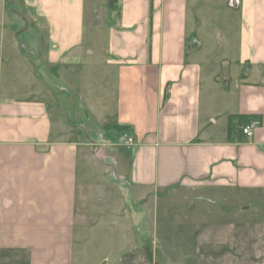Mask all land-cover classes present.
<instances>
[{
	"label": "crops",
	"instance_id": "1",
	"mask_svg": "<svg viewBox=\"0 0 264 264\" xmlns=\"http://www.w3.org/2000/svg\"><path fill=\"white\" fill-rule=\"evenodd\" d=\"M100 1L0 0V264H264V0Z\"/></svg>",
	"mask_w": 264,
	"mask_h": 264
},
{
	"label": "rangeland",
	"instance_id": "2",
	"mask_svg": "<svg viewBox=\"0 0 264 264\" xmlns=\"http://www.w3.org/2000/svg\"><path fill=\"white\" fill-rule=\"evenodd\" d=\"M88 22H87V26H86V43L89 45V43L92 40V36L95 35L96 33L100 34V38L98 40V48L99 50H106V28H101L100 24L103 22L104 25L106 24L105 19L107 18V14H108V0H101L100 4H99V8H98V13L96 15L93 14V11L88 10ZM222 16H220V22L222 21ZM93 18H96V22L99 23V28L95 27V24L92 25V20ZM19 21L21 22V18H19ZM29 24V23H28ZM210 29V28H209ZM212 30L217 29L220 30L221 33L226 34V36L229 38L230 42H234L235 41V35H236V26L234 25V23L232 24V26L230 27H223L222 25H219L217 28H211ZM28 31L23 33L21 32L19 34V39L24 42L26 45L29 46L28 48V53H31V41H34V37H35V32L33 31L32 27L30 26L29 29H27ZM37 36V35H36ZM30 44V45H29ZM88 50H90V46H88L87 48ZM96 89V88H95ZM214 208H212V210H228V211H234V210H240V209H246L247 207H251V204L249 203V200L247 198V196H243V202L241 204L239 203H220L217 202L213 205ZM255 206H253L250 210V219H248V225L250 226V228L252 229V231H254V233L256 235L255 238L257 240H259L260 238H262L264 235H262V231H263V227L264 224H262L264 222V217L262 215H255V213H253L255 211ZM190 209H191V205H190ZM262 262V257L259 259L258 263ZM192 264V263H191ZM194 264H202L201 262L199 263H194Z\"/></svg>",
	"mask_w": 264,
	"mask_h": 264
},
{
	"label": "built area",
	"instance_id": "3",
	"mask_svg": "<svg viewBox=\"0 0 264 264\" xmlns=\"http://www.w3.org/2000/svg\"><path fill=\"white\" fill-rule=\"evenodd\" d=\"M259 126L260 123L258 121H251L243 128V134L248 138H252ZM120 144L127 148H132L135 145V139L130 133H124L120 139Z\"/></svg>",
	"mask_w": 264,
	"mask_h": 264
}]
</instances>
